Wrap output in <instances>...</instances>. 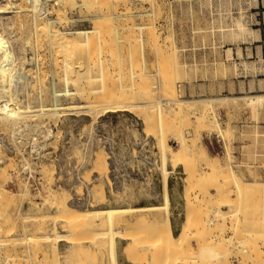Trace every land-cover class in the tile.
I'll list each match as a JSON object with an SVG mask.
<instances>
[{
  "label": "rangeland",
  "instance_id": "rangeland-1",
  "mask_svg": "<svg viewBox=\"0 0 264 264\" xmlns=\"http://www.w3.org/2000/svg\"><path fill=\"white\" fill-rule=\"evenodd\" d=\"M72 1L46 0L44 11L39 13L41 18L36 19L41 24L43 19L53 20L61 11L65 20L54 24L57 30L101 28H98L100 38L90 40V51L87 47H78L79 51L84 50L85 62L82 54L80 60L77 58L82 67L76 63V55L79 56L76 50L73 57L67 55V60H73L69 61L74 65L71 71L58 65L63 57L48 48L47 40L33 37L34 18L27 0H12L18 13H6L0 19L9 49L16 58L11 93L19 104H38L37 94L39 97L41 92V102L49 104L48 96L54 84L58 90L81 88L83 94L82 98L62 95L59 103L90 106L55 117L19 118L11 123L16 126L14 129L7 121L1 129L4 158L0 167H6L5 174L1 169L0 172L6 177L7 189L3 198L6 202L2 203L4 223L0 220L1 264H109L107 236L103 234L107 228L100 222L104 218L89 220L87 217L78 226L79 230L75 227L78 221L74 227L68 226L70 222L62 218V212L60 218L58 215L53 220L59 209L44 197L53 189L60 194V201L72 209L160 205L162 165L156 144L157 112L156 107H141L147 97L152 103H148L150 106L157 102L162 105L163 139L168 147L176 150L178 139L194 140V137L196 141L199 139L203 153L187 154L186 168L171 166L169 162L165 165L170 171L168 185L174 193V205L181 213L177 232L173 234L170 224H164L162 211L116 215L112 227L120 231L117 235L123 240L121 252L125 259L134 264H162V261L166 264H215L217 261L216 264H264V101L254 107L246 105L242 98L264 94V0H126V3L104 0L109 4L106 9L102 0H87V6L81 4L84 0L73 1L75 5L70 4ZM124 9L129 16L122 15ZM97 19L102 20L101 25L96 24ZM100 43L105 46L101 48ZM88 53L92 54L91 60ZM54 55L58 61L53 64L52 60L57 59ZM80 67L84 77L77 76ZM72 70L80 81L66 87L62 75L67 72L72 76ZM113 96L116 98L112 99ZM223 97L228 98L215 99ZM229 97L238 98L233 102ZM165 98H174L183 104L176 102L174 106L170 101L168 105L164 103ZM119 101L130 103V108L104 113L107 110L103 107ZM178 104L182 108L186 106L182 112ZM187 106L193 107L185 109ZM88 109L97 110L88 113ZM190 109L197 113L192 115ZM203 111L209 120L219 123L224 132L221 137L216 128L203 125L200 119ZM40 131H43L45 155L39 160L29 152V145L37 146ZM226 148L230 155L228 161ZM99 154L106 161L110 156L119 162L115 171L105 175L112 180L111 185L105 176L101 175L100 179L97 169L92 167L94 155ZM217 163L222 168L230 165L235 178L221 175L224 168L220 172L214 169ZM97 192L103 194V203L94 195ZM78 196L86 202L77 207L71 200L75 202ZM47 236L59 237L50 240ZM58 239H63L66 247L61 252L57 251ZM153 247L160 250L153 251ZM160 251L164 253L159 255Z\"/></svg>",
  "mask_w": 264,
  "mask_h": 264
},
{
  "label": "bare ground",
  "instance_id": "bare-ground-1",
  "mask_svg": "<svg viewBox=\"0 0 264 264\" xmlns=\"http://www.w3.org/2000/svg\"><path fill=\"white\" fill-rule=\"evenodd\" d=\"M28 1V4L30 5V12H31V14H32V16H33V18H34V20H33V24H32V32L31 33H33V37H35V39H41L42 41H43V39H42V37L45 39V40H47L48 41V48L50 49V47L52 48V49H54V50H52L51 49V51L53 52H57L56 53V55H58L59 54V56L60 57H63V58H60V60H59V62H58V65L60 64L62 67H64V69H73V67H74V65L72 64V62H73V60H70V59H72V58H68V60H67V55H68V57H70V56H72L73 55V50H76V54L78 53V55L79 56H77L76 55V63H79V62H77L78 61V59L80 60L82 57H80V55L81 56H83V58L85 57L84 55H83V53H84V50H82L81 48H80V51H79V48L78 47H82L83 49H84V47L86 48H88V51H90V48H92V46H90L91 44L90 43H92V41H94V40H92V39H95V37H96V39H98V37L100 38V33H99V30H98V28H99V26H95V24H94V26L95 27H92L91 29H76V30H68V31H61V30H57L55 27H54V24H56V22H61V21H63V19L64 18H62V16L60 15L62 12L60 11V14L59 13H57L56 11H58V10H55V12L57 13H55L57 16H55V18L53 19V20H51V19H43L44 21L43 22H41V24H39L38 23V21H36V19L38 20V17H40L41 18V16H40V14H41V11L43 10L44 11V2H46V0H27ZM59 1V0H58ZM62 1H64V0H62ZM70 2V0H65V2ZM73 1H75V0H73ZM73 1L70 3V4H72L73 3ZM91 1H93V0H91ZM97 1H99V0H97ZM103 2H104V0H102ZM101 1V2H102ZM107 0H105V2H106ZM126 0H124V2H125ZM150 1V0H149ZM155 1V0H154ZM23 2V1H22ZM67 2V3H68ZM104 2V3H105ZM123 2V1H122ZM123 2V3H124ZM51 3V2H50ZM75 3V2H74ZM72 4V5H75V4ZM90 3V2H89ZM98 3V2H97ZM104 3H98V4H100V5H102V4H104ZM126 3V2H125ZM124 3V4H125ZM133 3V2H132ZM24 4V3H23ZM66 3H64V5H65ZM77 4V3H76ZM78 4H80V2L78 3ZM81 4H85L84 6H87L88 5V1L86 0H84V2L82 1V3ZM87 4V5H86ZM106 5H107V3H105ZM105 4H104V6H105ZM116 4V3H115ZM114 4V5H115ZM157 4V3H156ZM159 4V3H158ZM25 5V4H24ZM99 5V6H100ZM109 5V4H108ZM108 5H107V7L105 6L104 7V9H106V8H108ZM129 5H130V3H129ZM137 5V4H136ZM21 6V5H20ZM20 6H17V7H20ZM27 6V5H26ZM49 6V5H48ZM80 6H83V5H80ZM103 6V5H102ZM156 6V5H155ZM24 7V6H23ZM52 7V6H51ZM63 7V6H62ZM113 7V6H112ZM116 7V6H115ZM120 7V6H119ZM135 7V6H134ZM157 7H158V5H157ZM16 7H15V4L12 2V0H0V19H1V17H2V15H4V14H6V13H18V11H16L17 10V8H16V10H14ZM64 8V7H63ZM67 8V7H66ZM8 9H10V10H8ZM50 9V8H49ZM65 9V8H64ZM77 9V8H76ZM80 9V8H79ZM90 9V8H89ZM114 9V8H113ZM129 9V8H128ZM8 10V11H7ZM127 10V9H126ZM125 9H124V14H122V15H125V16H129L128 15V12H125L126 11ZM134 10H135V8H134ZM47 11V10H46ZM45 11V12H46ZM116 11V10H115ZM119 11V10H118ZM128 11V10H127ZM20 12V11H19ZM107 12V11H106ZM121 12V11H120ZM131 12V11H130ZM152 12V11H151ZM40 13V14H39ZM47 13V12H46ZM116 13V12H115ZM132 13V12H131ZM130 13V14H131ZM45 14V13H44ZM99 14H101V13H99ZM103 14H104V12H103ZM106 14V13H105ZM152 14V13H151ZM150 14V15H151ZM122 15H120V16H122ZM138 15V14H137ZM142 15V14H141ZM145 15V14H144ZM148 15V14H147ZM17 16H18V14H17ZM26 16V15H25ZM117 16V15H116ZM132 16V15H131ZM152 16V15H151ZM154 16V15H153ZM37 17V18H36ZM104 17V16H103ZM102 17V18H103ZM135 17V16H134ZM133 17V18H134ZM26 18V17H25ZM18 19V18H17ZM23 19V18H22ZM99 19V18H98ZM98 19L97 20H94V21H97L98 22ZM122 19V18H121ZM124 19V18H123ZM130 19V18H129ZM132 19V18H131ZM41 20V19H40ZM39 20V21H40ZM65 20V19H64ZM105 20V19H104ZM125 20H127V19H125ZM124 20V21H125ZM149 18H148V22H149ZM93 21V22H94ZM92 22V23H93ZM96 22V24H98V25H101V24H99V22H102V20L101 21H99L98 23ZM104 23L106 22V20L105 21H103ZM107 22H109L108 21V19H107ZM111 22V21H110ZM117 23V22H116ZM130 24H131V22H129ZM150 23V22H149ZM2 23H0V131H1V129H4L3 127H4V125H5V123L8 121V122H10V125H9V127H11L12 125H11V123L12 122H15V121H17V120H19V118H23V117H34V116H37V117H41V116H45V115H48V116H51V117H55V116H57V115H59V114H62V113H67V112H72V111H74V112H78V111H80V110H78V109H83V108H90V106L89 105H85V106H83L81 103L79 104V103H77V104H74V103H72V104H68V105H63V104H61V103H59V98H60V96H62V95H64V96H67V97H74V96H81V95H83L82 93H81V88H76V89H74V87H73V89H68V88H64L63 90H58V89H56L54 86V84H53V86H51L52 88H51V92H50V95L48 96V97H50V99H49V101H50V103L49 104H43V102H41V100H42V95H41V93H43V92H41L40 93V96L38 97V94H37V99L39 98V101H38V104H25V105H21V103L19 104L18 103V100L13 96V94L11 93V88H12V86H13V83H14V78H15V76H14V72H15V70H14V61H15V59L16 58H14V55H13V53H12V51L9 49V46H8V42H7V39H6V37H5V35H4V27H2V25H1ZM151 24V23H150ZM149 24V25H150ZM146 26V27H150V26ZM140 26V25H139ZM144 26V25H143ZM16 27V26H15ZM18 27V26H17ZM145 27V26H144ZM145 27V28H146ZM143 27L141 26L140 28H138V29H142ZM68 29V28H67ZM99 29H101V28H99ZM103 30V29H102ZM108 31V30H107ZM103 32V31H102ZM105 32H106V30H105ZM109 32V31H108ZM100 34V35H99ZM106 34V33H105ZM107 34H110V33H107ZM151 35H152V33H151ZM38 36H41V38H37ZM104 36V35H103ZM105 38V37H104ZM151 38H152V36H151ZM103 39V38H102ZM40 40V41H41ZM90 40H92V41H90ZM46 41V42H47ZM102 41V40H101ZM100 41V42H101ZM36 42V41H35ZM94 43V42H93ZM36 44V43H35ZM39 44H40V42H39ZM101 44V48L102 47H104L103 46V44H105V43H100ZM34 45V44H33ZM93 45V44H92ZM95 45V44H94ZM31 46V45H30ZM38 47H40V46H38ZM42 47H44V43H43V46ZM90 47V48H89ZM98 47V46H97ZM28 49V48H27ZM45 49V48H44ZM79 52H81V51H83V52H81V53H79ZM95 50V48L93 49V51ZM98 50V49H97ZM43 51V50H42ZM44 51H46V50H44ZM17 52V51H16ZM21 52V51H20ZM27 52V51H26ZM98 52V51H97ZM24 53V52H23ZM22 53V54H23ZM91 53H92V50H91ZM90 53V54H91ZM53 54H55V53H53ZM89 54V53H88ZM89 54V57H90V60H91V55L93 54H91L90 55ZM38 55V54H37ZM44 55V54H43ZM56 55H54V57H55V59L57 58L56 57ZM18 56V55H17ZM23 56V55H22ZM30 57V56H29ZM36 57V56H35ZM53 57V56H52ZM73 57V56H72ZM78 57H80V58H78ZM45 58V57H44ZM78 58V59H77ZM82 58V60L84 61L85 60V58L83 59ZM105 59V58H104ZM80 61V62H82V63H84L83 61ZM88 60H89V58H88ZM89 60V61H90ZM25 61H26V59H25ZM56 61H58V58L55 60V62L52 60V62H53V64L54 63H57ZM69 61H72L70 64H69ZM25 63V62H24ZM17 64V63H16ZM15 64V65H16ZM23 64V63H22ZM27 64V63H26ZM80 64V63H79ZM79 64H78V67H79ZM98 64H99V61H98ZM58 65H57V68H59L58 67ZM83 65V64H82ZM104 65V64H103ZM39 66V65H38ZM54 66V65H53ZM80 66H81V64H80ZM18 67V66H17ZM24 67H25V65H24ZM77 67V68H78ZM82 67V66H81ZM81 67L79 68V69H81ZM85 67V64H84V66H83V68L82 69H86V68H84ZM16 68V67H15ZM20 68H21V66H20ZM19 68V69H20ZM39 68V67H38ZM22 69V68H21ZM34 69V68H33ZM42 69V68H41ZM78 70L77 71V73H79V75L77 74V76H79V77H81V75H82V77H84L85 75H84V73H83V70ZM25 70V69H24ZM43 70V69H42ZM41 70V71H42ZM53 70V69H52ZM17 71V70H16ZM20 72H21V70H19ZM67 71V70H66ZM71 71V70H70ZM75 71V70H74ZM31 72V71H30ZM37 72V71H36ZM35 72V73H36ZM85 72V71H84ZM17 73H18V71H17ZM26 73V72H25ZM70 73V72H69ZM72 73H74L73 72V70H72V72H71V75L72 76H70L69 74H67V72L66 73H64V75H62V80H63V83L65 84V86L67 87L68 86V84L70 83H72L71 85L73 86V85H75V83H79V81L80 80H78L76 77H74L73 76V74ZM86 73V72H85ZM20 74V73H19ZM75 74V73H74ZM81 74V75H80ZM21 75V74H20ZM37 75V74H36ZM32 76V75H31ZM37 77V76H36ZM42 77V76H41ZM94 77V76H93ZM42 79V78H41ZM52 79V78H51ZM39 80H40V78H39ZM89 80V79H88ZM85 81V80H84ZM41 82V81H40ZM82 82H83V80H82ZM89 82V81H88ZM16 83V82H15ZM42 83V82H41ZM48 83V82H47ZM50 83V82H49ZM74 83V84H73ZM81 83V82H80ZM83 84H84V82H83ZM16 85V84H15ZM43 85V84H42ZM80 85V84H79ZM82 85V84H81ZM86 85V84H85ZM37 86V85H36ZM49 86H50V84H49ZM14 87V86H13ZM31 87V86H30ZM45 87V86H44ZM75 87H77V86H75ZM82 88L84 87V86H81ZM32 88V87H31ZM34 88V87H33ZM13 89H15V88H13ZM49 89V88H48ZM38 92V91H37ZM48 93V92H47ZM129 93V92H128ZM123 95H125V94H123L122 93V96ZM127 95H129L130 96V94H127ZM27 96V95H26ZM79 96V97H80ZM83 96H81V98H82ZM124 97V96H123ZM114 98H116V96H113L112 97V99H114ZM118 98H120V97H118ZM124 98H128V97H124ZM228 98V97H227ZM227 98H215V99H223V100H227ZM229 98H232V100H233V102L238 98V97H229ZM239 98H241V97H239ZM243 99H244V101H245V104L246 105H252V106H256V105H261L262 103H263V101H264V94H259V95H246V96H244V97H242ZM164 99V98H163ZM118 100V99H117ZM125 100V99H124ZM147 100L149 101V98L147 97ZM146 100V101H147ZM194 100V99H193ZM205 100V99H204ZM145 101V103L144 104H141V107H146V106H148L147 108H149V107H156V114H157V123L155 124V125H157V129H158V133H157V135H158V143H156V144H158L159 145V147L158 148H160V153H161V165H162V168H161V170H162V176H161V180H160V183H161V198H162V203L160 204V205H145V206H139V207H101V208H91V209H80V207H78L79 209H72V208H70L64 201H60V199H59V196H60V194L58 193H56L55 191H53V189H50L49 190V195H48V197H47V195H46V197H44V198H47L49 201H50V203L51 204H53V206H54V204L56 205L55 207H57L59 210V212H57L56 211V209H55V212H57V213H59V214H57L56 215V213H54V215H56V216H54L53 215V220L55 219V217H57L58 215V217L60 218L61 217V214H60V212H62V218L63 219H65L67 222L69 221L70 223H68L67 225L68 226H75V224L74 223H76L77 221L79 222H77L76 223V225L77 226H75V227H77V228H79L78 226H81V224H84V220L88 217L89 218V220H90V218H100V217H103L104 218V221H103V219H102V221L100 220V222H104L106 225V230L104 231V236L106 235L107 237H106V239H107V255H108V261H109V264H119L118 263V260H117V249H118V247L119 246H117V240L121 237H119V235H117V233H118V231H119V229L118 230H115V229H113V224L115 223L114 221H115V217H116V215L117 214H120V213H129V212H142V211H162L164 214H165V217H164V224H169L168 222H169V208H170V201H169V194H168V174H169V170H167L166 168H165V165H166V163L167 162H169V163H171V166H177V165H183V167H187L186 165H187V163H188V160L185 158V156L187 155V154H191V153H198L199 151L201 152V153H203V148H202V146L199 144V139H197V141H196V138H194L193 137V139L194 140H192V139H190V140H183V139H178L177 140V144H178V148L176 149V150H172V148L170 149L169 147H168V145L165 143V140L163 139V115H162V109H161V104L159 103V102H157L156 104L154 103V105L155 106H150L149 104H152V103H150V102H146ZM171 101V102H170ZM189 101V100H188ZM196 101V100H195ZM199 101V100H198ZM208 101H210V100H208ZM237 101H239V100H237ZM20 102V101H19ZM125 102V101H124ZM169 102L170 103H172V102H174L173 104H174V106L176 105V102H177V100H174V98H172V99H170V98H165V100H164V103L165 104H168L169 105ZM190 102H192V101H190ZM226 102V101H225ZM126 103H128V102H126ZM124 104L123 102L121 103V101H119V102H116V103H114L113 105H109V106H106V107H103V109L104 110H107V111H104V113H106V112H115V111H117V110H126V109H128V108H130V103H129V105H127V104ZM149 103V104H148ZM177 103H181V104H183V102L182 101H178ZM148 104V105H147ZM163 104V103H162ZM203 104V103H202ZM96 105V104H95ZM133 105H137V104H133ZM209 105V104H208ZM170 106H171V104H170ZM169 106V107H170ZM178 106V110H180L181 111V109H183L184 108V106H183V108L181 107V105H177ZM177 106H176V109H177ZM244 106V105H243ZM128 107V108H127ZM186 107V106H185ZM188 107L189 106H187V108H185V109H188ZM193 106H191V107H189V108H192ZM260 107V106H259ZM98 108H99V106H98ZM171 108V107H170ZM103 109L101 110V111H103ZM139 109V108H138ZM150 109V108H149ZM210 109V108H209ZM252 109V108H251ZM85 110V109H84ZM97 109H88V110H86V112H93V111H96ZM145 111H147L146 109H144ZM206 110H207V107H206ZM255 110V109H254ZM142 111V110H141ZM145 111H143V112H145ZM172 112H174L173 111V109L171 110ZM186 111V110H185ZM151 112V111H150ZM166 112V111H165ZM182 112V111H181ZM188 112V111H187ZM190 112H191V114L192 115H194V114H196L197 112H195V110L193 111L192 109H190ZM205 112L206 111H203L202 112V117L200 118L201 119V121H202V123H203V125L206 127V128H209L210 129V127H214V128H216V130H218V132H216V133H218V136H222V133H224L223 132V130L221 131V129H220V126H219V123L218 122H215L214 120V122H212L211 120H209L207 117H206V115H205ZM152 113H153V111H152ZM155 113V112H154ZM68 114H71V113H68ZM190 114V113H189ZM190 114V115H191ZM204 114V115H203ZM165 119V118H164ZM142 121V120H141ZM146 121V125H147V119L145 120ZM145 121H143V122H145ZM18 123V122H17ZM16 123V124H17ZM38 123V122H37ZM14 124V123H13ZM32 124V123H31ZM149 124V123H148ZM166 124V123H165ZM164 124V125H165ZM34 125V124H33ZM39 125V124H38ZM25 126H27V125H25ZM30 126V125H29ZM46 126V125H45ZM166 126V125H165ZM5 127H7V126H5ZM13 127V129L16 127V126H12ZM34 127V126H33ZM24 128V127H23ZM27 128V127H26ZM6 129V128H5ZM12 129V128H11ZM19 128L17 127V130H18ZM28 129V128H27ZM10 130V129H9ZM24 130V129H23ZM49 132H51L50 131V129H47ZM155 130V129H154ZM11 132L13 131V130H10ZM18 131H20V130H18ZM9 132V131H8ZM10 132V133H11ZM46 132V131H45ZM155 132H156V130H155ZM209 132V131H208ZM14 133V132H13ZM16 133V132H15ZM29 133V132H28ZM48 133V132H47ZM154 133V132H153ZM227 133V132H226ZM21 134H22V132H21ZM20 134V135H21ZM53 134V133H52ZM51 134V135H52ZM11 135V134H10ZM12 135H15V134H12ZM46 135V134H45ZM48 135H50V133H48ZM54 135V134H53ZM228 135V134H227ZM22 136V135H21ZM31 136V135H30ZM147 136V135H146ZM154 136V135H153ZM224 136V135H223ZM5 137V136H4ZM44 137H46V136H44ZM145 137V136H144ZM20 138V137H19ZM47 138V137H46ZM156 138V137H155ZM22 139V138H21ZM24 139V138H23ZM226 141H228L227 140V137H226ZM30 142V141H29ZM202 142V141H201ZM13 143V142H12ZM24 143V142H23ZM227 143V142H226ZM14 145V144H13ZM17 145V144H16ZM224 146V145H223ZM226 146H227V144H226ZM2 138H1V134H0V164L2 163V158H4L3 156H2V154L3 153H1L2 152ZM16 147V146H15ZM17 148V147H16ZM224 148V147H223ZM226 150V152H225V156H226V159H227V161H228V159H229V157H230V155H229V152H228V150H227V148L225 149ZM9 161V160H8ZM7 161V162H8ZM227 164H228V162H227ZM226 164V166H227V168H222V166H220L218 163L214 166V169H216V170H218L219 172L221 171V169L220 168H222L223 170L220 172L221 173V175L223 174V176H231L232 178H235V174H234V170L230 167V165H227ZM225 166V165H224ZM6 167V165L5 166H1L0 167V169L1 170H5L4 168ZM92 167H94L95 168V170L97 169V173L98 174H96V175H100V179H102V176H105V175H107V173H108V165H107V161H106V159H105V157L103 156V155H101V154H99V155H94V159H93V161H92ZM182 167V168H183ZM173 168V167H172ZM0 170V171H1ZM2 171V173L3 174H5V171L3 172ZM217 172V171H216ZM1 172H0V220L2 219V217H4V212H2L3 211V209L4 208H2V203H3V205H4V202H3V200H5V199H3L4 197H5V195L7 194V193H5L6 192V187H5V178L6 177H4L3 176V174H2ZM51 175V174H50ZM102 175V176H101ZM186 176H187V174H186ZM104 178H106L105 180H106V182H107V184H110L111 185V181L109 180V178L108 177H104ZM51 179V178H50ZM184 179V178H183ZM46 180V179H45ZM237 186V185H236ZM125 188V187H124ZM128 188V187H127ZM48 190V189H47ZM125 190V189H124ZM128 190H129V188H128ZM131 190V189H130ZM127 191V189L125 190V192ZM24 192V191H23ZM26 192V191H25ZM128 192V191H127ZM131 192V191H130ZM5 193V194H4ZM90 193V192H89ZM121 193V192H120ZM123 193H124V191H123ZM122 193V194H123ZM129 193V192H128ZM127 193V194H128ZM132 193H135V192H132ZM23 195V194H22ZM94 195H97V197L99 196V198L98 199H102L103 198V194L102 193H100V192H97V194H95L94 193ZM125 195V194H124ZM123 195V196H124ZM129 195H131V193L129 194ZM136 196H137V194H135ZM101 196V197H100ZM118 196V195H117ZM120 196V195H119ZM6 197H10V196H6ZM12 197V196H11ZM10 197V198H11ZM96 197V198H97ZM116 197V196H115ZM126 197V196H125ZM128 197V196H127ZM126 197V198H127ZM130 197H132V196H130ZM130 197L128 198V199H130ZM135 197V196H134ZM13 198V197H12ZM62 198V197H61ZM119 198V197H118ZM46 199V200H47ZM104 199V198H103ZM103 199H102V203H103ZM135 199V198H134ZM10 200H12V199H10ZM63 200H65V199H63ZM119 200V199H118ZM118 200H117V202H118ZM128 201V200H127ZM5 202H6V200H5ZM132 202H133V200H132ZM132 202H130V203H132ZM120 203V202H119ZM90 204V203H89ZM132 205V204H131ZM127 206H128V204H127ZM130 206V205H129ZM54 207V208H55ZM175 208H176V206H175ZM41 210V209H40ZM234 211H236V210H234ZM221 212V211H220ZM8 213V212H7ZM233 213V212H232ZM217 214V216L218 215H220V216H222V218H223V215H221L219 212H217L216 213ZM3 215V216H2ZM124 215V214H123ZM7 216V215H6ZM51 216H52V214H51ZM119 216V215H118ZM220 216H218V217H220ZM57 217V218H58ZM65 217V218H64ZM168 217V218H167ZM40 218V217H39ZM61 218V219H62ZM121 218H123V217H121ZM120 218V219H121ZM127 218H129V217H127ZM131 218V217H130ZM91 219V220H92ZM101 219V218H100ZM140 219V218H139ZM139 219H137V220H139ZM4 219H2V221H3ZM89 220H88V223H89ZM94 220V219H93ZM1 221V224H3L4 223V221L2 222ZM40 221V220H39ZM74 221V222H73ZM83 221V222H82ZM97 221V220H96ZM118 221V220H117ZM221 221V220H220ZM81 222V223H80ZM123 222V221H122ZM145 222V221H144ZM44 223V222H43ZM42 223V224H43ZM117 223V222H116ZM73 224V225H72ZM222 224H223V222H222ZM117 225V224H116ZM3 226H5V225H3ZM61 226V225H60ZM86 226V225H85ZM88 226H90L89 224H88ZM87 226V227H88ZM100 226V225H99ZM103 226V225H102ZM167 226V225H166ZM55 227V226H54ZM72 227V228H73ZM94 227H95V225H94ZM101 227V226H100ZM11 228V227H10ZM9 228V229H10ZM52 228H53V225H52ZM56 228V227H55ZM76 228V229H77ZM69 231L71 230V228H67ZM88 229V228H87ZM91 229V228H90ZM102 229V228H101ZM104 229V228H103ZM122 229V228H121ZM2 229H1V225H0V244H1V233H2V231H1ZM53 230V229H52ZM73 230V229H72ZM79 230H81V228H79ZM84 229H82V231H83ZM5 231H6V229H5ZM4 231V232H5ZM103 231V230H102ZM122 231V230H121ZM181 231V230H180ZM71 232V231H70ZM86 233L88 232V231H85ZM98 234H100V235H102V232L100 233V231H96ZM120 232V231H119ZM55 233V232H54ZM179 233L180 232H178V234L177 235H179ZM32 234V233H31ZM97 234V235H98ZM90 235V234H89ZM88 235V236H89ZM94 235H96L95 234V231H94V234H93V237H94ZM122 235V234H121ZM32 237H33V235H31ZM62 236V235H61ZM66 236V235H65ZM103 236V235H102ZM176 236V235H175ZM32 237H28L29 239L31 238L32 239ZM59 236H54V238H51L50 236H47V238L48 239H54V240H56V238H58ZM67 237V236H66ZM177 237V236H176ZM27 238V237H26ZM43 238H45V237H43ZM86 238V237H85ZM88 239H90V237H87ZM86 238V239H87ZM28 239V240H29ZM30 239V240H31ZM66 239V238H65ZM100 239H101V237H100ZM103 239H105V238H103ZM105 239V240H106ZM3 240V239H2ZM33 240V239H32ZM36 240V239H35ZM59 240H61V239H58V241ZM63 240V239H62ZM54 242V241H53ZM35 243V242H34ZM70 244V243H69ZM104 244H105V242H104ZM264 244V243H263ZM4 245V244H3ZM52 245L53 244H51V247H52ZM1 247H3V246H1ZM69 247V246H68ZM101 247V246H100ZM179 247H181L180 245H179ZM178 247V248H179ZM4 248H5V246H4ZM150 248V247H149ZM155 247H153V249H154ZM157 248V247H156ZM154 249L153 251H155V250H157V251H159L160 249L159 248H157V249ZM51 249V248H50ZM161 249H162V247H161ZM182 249V248H181ZM104 250V249H103ZM162 250H164V249H162ZM91 252H93V251H91ZM152 252V251H151ZM151 252H150V254H151ZM165 253H166V250L164 251ZM164 252H162V251H160V254L159 255H161V253H164ZM175 252V251H174ZM179 252H180V250H179ZM103 253H104V251H103ZM119 253V252H118ZM155 255H156V253L157 252H153ZM181 253V252H180ZM2 254V253H1ZM93 254V253H92ZM91 253H90V255H91V258H92V255ZM153 254V255H154ZM177 254V253H176ZM154 255V256H155ZM165 255V254H164ZM163 254H162V256H164ZM175 255V254H174ZM179 255H181V254H179ZM178 255V257H180V258H182L181 256H179ZM152 256V255H151ZM166 256V255H165ZM164 256V257H165ZM94 257V256H93ZM159 257V256H158ZM174 257H177V255L176 256H174ZM173 257V258H174ZM153 258H155V257H153ZM160 258V257H159ZM159 258H157L158 260H159ZM162 258V257H161ZM161 258H160V261H161ZM93 259V258H92ZM145 259V258H144ZM156 259V260H157ZM174 259H176V258H174ZM94 260H95V258H94ZM162 260H163V258H162ZM219 260V259H218ZM139 261H141V260H139ZM150 261V260H149ZM166 260L164 259V262H165ZM179 261V260H178ZM173 262H176V261H173ZM218 262V261H217ZM217 262H215V264L217 263ZM6 263V262H5ZM139 263V262H138ZM145 264H146V262H144ZM157 263H161V262H158L157 261ZM212 263H214V262H212ZM104 264V263H103ZM134 264V263H133ZM162 264H166V263H163V261H162ZM174 264V263H173ZM218 264H222V263H218Z\"/></svg>",
  "mask_w": 264,
  "mask_h": 264
},
{
  "label": "crops",
  "instance_id": "crops-1",
  "mask_svg": "<svg viewBox=\"0 0 264 264\" xmlns=\"http://www.w3.org/2000/svg\"><path fill=\"white\" fill-rule=\"evenodd\" d=\"M168 194H169V201H170V208H169V224H170V228L172 233L174 234L175 232H177L181 226V220H180V214L176 211L175 208V200H174V193L172 191V188L169 187L168 185ZM178 204V203H177ZM123 240L118 239L117 240V246H119V251H117V260L119 264H133L131 262H128L125 259V256L123 255V253L121 252V248H123ZM66 247L64 246L63 240H59L57 243V251L61 252L62 249H65ZM119 252V253H118Z\"/></svg>",
  "mask_w": 264,
  "mask_h": 264
},
{
  "label": "built area",
  "instance_id": "built-area-1",
  "mask_svg": "<svg viewBox=\"0 0 264 264\" xmlns=\"http://www.w3.org/2000/svg\"><path fill=\"white\" fill-rule=\"evenodd\" d=\"M42 132L40 131L38 133L39 138L37 140V146H36V144H33V143H31V145H29V152L31 154L33 153V155L34 154L37 155V158L39 160L42 159L43 156L45 155V150H44L43 145H42L43 141L41 140L43 138ZM216 142H218V140H216ZM209 143L212 146V142H209ZM107 159H109V160H107L108 161V168H109L108 172L115 171L119 167V162L114 157L108 156ZM82 182H83V180H82ZM111 184H112V180H111ZM85 202H86L85 199H83L82 197H79V196L75 199V202L73 200H71V203L75 204V206H77V207L79 205H84ZM0 264H1V244H0Z\"/></svg>",
  "mask_w": 264,
  "mask_h": 264
}]
</instances>
